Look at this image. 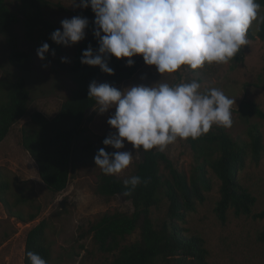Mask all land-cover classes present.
I'll return each instance as SVG.
<instances>
[{
    "label": "trees",
    "instance_id": "trees-1",
    "mask_svg": "<svg viewBox=\"0 0 264 264\" xmlns=\"http://www.w3.org/2000/svg\"><path fill=\"white\" fill-rule=\"evenodd\" d=\"M257 2L264 9V0ZM17 3L20 13L14 12L7 0H0V33L6 37L9 47V65L21 72H28L33 67V54L20 47V27L25 38L37 42L39 47L44 42L50 45L46 58L65 71L73 83L71 95L55 117L37 111L22 127V145L35 160L40 178L49 190L60 193L80 169L95 164L94 156L100 148L107 152L119 151L102 143L110 133L94 134L85 126L86 122L93 120V115L88 113L97 106L95 99L88 96L90 82H107L116 87L131 79L140 64L136 59L128 66V58L111 56L108 65L114 71L108 74L99 66L81 63L83 51L89 45L94 50L99 46L93 35L95 13L90 6L74 12L76 16L88 18V35L74 44L75 53L67 57L66 46L50 39V34L58 29L43 11L50 1L17 0ZM256 37L264 40L262 19L257 31L251 26L247 33V39ZM51 50H55L54 56ZM61 57H67L68 62H61ZM244 58L245 46H242L230 61H243ZM30 101L31 90L23 76L6 73L0 77V142L20 119L28 115ZM239 111L242 121L247 124L246 138L236 139L224 127H219L211 128L196 139H186L194 153V164L189 172L179 169L164 151L139 148L142 159L128 178L139 176L141 184L131 195H124L132 201L134 210L131 213L104 212L83 226L80 236H91L97 250L112 254L109 264H212L206 239L188 234L184 223L206 201L217 178L220 182V197L215 207L218 218L225 223L233 213L261 219L263 228L259 238L264 241V209L254 211L257 197L239 178L249 161L258 164L264 156V134L258 123L251 122L253 116L264 118V111L250 101H244ZM123 180L115 175H105L100 169L96 191L105 196L123 195L126 190ZM13 188L0 168V202L8 214L25 224L38 219L42 205L27 194L25 188ZM164 203H167L166 216L157 223L152 215L153 209ZM26 206L30 208L28 212L24 210ZM48 228L49 222L43 219L28 231L24 264H30L27 251L38 253L47 264H52ZM135 232H139V238L128 242L129 236Z\"/></svg>",
    "mask_w": 264,
    "mask_h": 264
},
{
    "label": "rangeland",
    "instance_id": "rangeland-1",
    "mask_svg": "<svg viewBox=\"0 0 264 264\" xmlns=\"http://www.w3.org/2000/svg\"><path fill=\"white\" fill-rule=\"evenodd\" d=\"M10 8L20 13L17 0H7ZM50 4L43 8L47 15L62 31L61 20L76 16L74 12L79 0H49ZM264 9L260 8L258 18L252 27L258 30ZM21 18H24L20 14ZM21 38L20 47L34 56L33 67L28 72H21L8 63L9 47L6 37L0 33V77L11 73L23 76L31 90L29 113L20 119L10 130L8 136L0 142V168L10 179L14 190L26 189V193L36 198L42 205L38 219L27 224L11 217L0 202V264H24L25 243L28 231L40 220H47L48 240L51 243L52 264H109L112 254H105L96 249L92 237L82 238L80 230L83 226L104 212L121 211L131 213L134 210L132 201L124 195L105 196L96 191L100 168L95 164L80 169L68 184V187L54 193L47 188L39 176L38 166L30 153L22 145V127L31 120L34 112H42L53 118L61 109L63 102L71 95L73 83L65 71L56 67L52 60H41L37 56V42L25 38L21 28H18ZM88 35L87 28L85 29ZM245 46L243 61L228 63L205 64L203 67L191 69L184 65L173 73L160 74L154 65L145 64L142 55L137 54L133 60H139V69L129 80L116 86L124 89L137 84L156 85L168 83L176 85L193 80L200 84L202 93L211 88H218L235 102L231 106L232 125L225 128L236 138L247 137V124L240 117V107L244 101L257 104L264 111V40L248 39ZM75 53V45L66 46L65 56ZM129 59V58H128ZM98 108V105L95 107ZM115 108L101 114L94 108L88 113L93 120L85 126L94 134L114 132L108 123ZM251 122L258 123L264 134V118L253 116ZM212 128H219L213 125ZM158 149V148H156ZM119 151H130L133 154L131 164L119 174L118 178L126 179L141 161L142 153L125 140V146ZM164 152L174 161L175 165L189 172L194 164V153L186 139L177 138L169 144ZM240 181L257 197L255 212L264 209V156L260 163L248 162L246 168L239 174ZM213 190L208 192L207 199L200 204L198 210L188 216L184 226L190 235H201L206 239L212 264H264V241L260 240L263 220L253 216H235L229 214L228 220L222 222L215 207L220 197V182L216 178ZM29 211V207H24ZM167 203L153 209V218L159 223L166 216ZM139 238V232L130 235L128 242ZM159 264H165L159 262Z\"/></svg>",
    "mask_w": 264,
    "mask_h": 264
},
{
    "label": "clouds",
    "instance_id": "clouds-1",
    "mask_svg": "<svg viewBox=\"0 0 264 264\" xmlns=\"http://www.w3.org/2000/svg\"><path fill=\"white\" fill-rule=\"evenodd\" d=\"M77 6H90L95 13L93 35L99 45L95 50L89 45L81 63L99 66L108 74L114 71L108 65L111 56L129 58L126 63L131 66L132 57L140 54L160 74L173 73L184 65L197 69L206 63H228L248 45L247 33L261 8L257 0H79ZM60 23L62 31L50 34L55 43L71 46L85 39L88 18L73 16ZM49 51L47 42L36 50L41 60ZM61 62L68 58L61 57ZM199 89L195 80L176 85L137 84L122 90L93 80L88 96L95 99L98 108L94 110L101 114L115 108L107 120L115 131L103 140L105 146L120 150L126 140L136 149L164 151L177 138L196 139L213 125L231 127L235 101L218 88L203 93ZM132 157L130 151L100 148L94 163L105 175H115L131 164ZM123 184V195H131L141 177L131 176ZM26 256L30 264H47L33 251Z\"/></svg>",
    "mask_w": 264,
    "mask_h": 264
}]
</instances>
